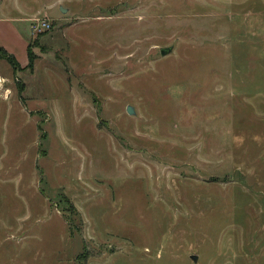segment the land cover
Instances as JSON below:
<instances>
[{"label": "rangeland", "instance_id": "rangeland-1", "mask_svg": "<svg viewBox=\"0 0 264 264\" xmlns=\"http://www.w3.org/2000/svg\"><path fill=\"white\" fill-rule=\"evenodd\" d=\"M0 18V264H264V0Z\"/></svg>", "mask_w": 264, "mask_h": 264}, {"label": "crops", "instance_id": "crops-1", "mask_svg": "<svg viewBox=\"0 0 264 264\" xmlns=\"http://www.w3.org/2000/svg\"><path fill=\"white\" fill-rule=\"evenodd\" d=\"M0 19H2V18H0ZM12 22H14V20L9 19V18H3L2 20H0V31H1V33L4 32L3 33L4 37H2L0 34V47L5 48L6 50H8L9 53L14 52V47L12 44H10V42H11L10 40L5 41L4 38L9 35V32L14 34V32L19 31L17 26L15 25V22H14V24ZM25 48H26V53H27V60H25L26 61L25 63H27V61H28V42L27 41H26ZM19 62L22 65L25 64V63L23 64V61H21V60H19Z\"/></svg>", "mask_w": 264, "mask_h": 264}, {"label": "trees", "instance_id": "trees-1", "mask_svg": "<svg viewBox=\"0 0 264 264\" xmlns=\"http://www.w3.org/2000/svg\"><path fill=\"white\" fill-rule=\"evenodd\" d=\"M29 49V48H28ZM0 57H4L6 59L9 60V62L14 66H19L20 62L17 60V58L15 57V55L11 54L8 52V50H6L3 47H0ZM28 65L29 66H33L34 65V56L33 54L30 52V49L28 50Z\"/></svg>", "mask_w": 264, "mask_h": 264}, {"label": "water", "instance_id": "water-1", "mask_svg": "<svg viewBox=\"0 0 264 264\" xmlns=\"http://www.w3.org/2000/svg\"><path fill=\"white\" fill-rule=\"evenodd\" d=\"M60 9H61L62 12H66V11H67V8H64L63 6H61ZM171 50H172L171 47H165V48H162V49H161V54H162V55H166V54L170 53ZM127 111H128L129 114H134V113H135V109H134V107L131 106V105H129V106L127 107ZM191 258H192L194 261H196L198 257H197V255H192Z\"/></svg>", "mask_w": 264, "mask_h": 264}, {"label": "built area", "instance_id": "built-area-1", "mask_svg": "<svg viewBox=\"0 0 264 264\" xmlns=\"http://www.w3.org/2000/svg\"><path fill=\"white\" fill-rule=\"evenodd\" d=\"M50 24L48 22H40L39 24H34L33 30H41V29H46L49 28Z\"/></svg>", "mask_w": 264, "mask_h": 264}]
</instances>
